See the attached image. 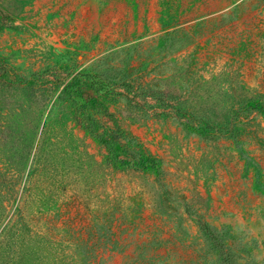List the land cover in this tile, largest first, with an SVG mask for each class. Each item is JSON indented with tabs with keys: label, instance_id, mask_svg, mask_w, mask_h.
<instances>
[{
	"label": "rangeland",
	"instance_id": "1",
	"mask_svg": "<svg viewBox=\"0 0 264 264\" xmlns=\"http://www.w3.org/2000/svg\"><path fill=\"white\" fill-rule=\"evenodd\" d=\"M74 77L154 168L108 159ZM250 101L264 0H0V264H264Z\"/></svg>",
	"mask_w": 264,
	"mask_h": 264
},
{
	"label": "trees",
	"instance_id": "2",
	"mask_svg": "<svg viewBox=\"0 0 264 264\" xmlns=\"http://www.w3.org/2000/svg\"><path fill=\"white\" fill-rule=\"evenodd\" d=\"M80 80L76 77L71 79L70 82L58 83L56 89H61V93L65 94L67 98H72L73 106L75 108L76 114H79V119L81 120V125L83 129L95 140L104 146L108 155V159L112 162L119 164L120 166H132L139 169H148L154 168L156 162L154 159L148 156H142L130 150L129 142L126 139V136L119 133V131L114 130L113 128L104 127L100 119L96 117V112H94L92 105V97L87 96L83 103H80L74 96L75 90L79 93L80 89ZM100 89L96 92L98 93ZM73 96V97H72ZM246 108L264 115V107L259 101H250L246 104ZM192 132L207 134L209 132L208 127L198 129L195 127H189ZM120 154L129 156V160L118 159ZM202 232L205 234H210L209 227L205 224L201 225Z\"/></svg>",
	"mask_w": 264,
	"mask_h": 264
}]
</instances>
